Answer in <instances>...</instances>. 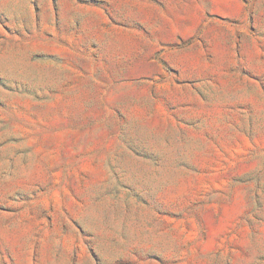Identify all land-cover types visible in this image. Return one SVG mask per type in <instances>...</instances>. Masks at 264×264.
I'll return each instance as SVG.
<instances>
[{
	"label": "rangeland",
	"instance_id": "374dc122",
	"mask_svg": "<svg viewBox=\"0 0 264 264\" xmlns=\"http://www.w3.org/2000/svg\"><path fill=\"white\" fill-rule=\"evenodd\" d=\"M0 264H264V0H0Z\"/></svg>",
	"mask_w": 264,
	"mask_h": 264
}]
</instances>
